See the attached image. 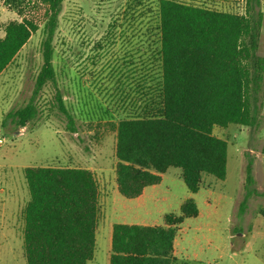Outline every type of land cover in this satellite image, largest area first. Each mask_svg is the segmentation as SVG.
<instances>
[{"label": "rangeland", "instance_id": "obj_1", "mask_svg": "<svg viewBox=\"0 0 264 264\" xmlns=\"http://www.w3.org/2000/svg\"><path fill=\"white\" fill-rule=\"evenodd\" d=\"M22 0H0V37L8 21L20 19ZM216 10L244 13L246 0H178ZM263 3V5H261ZM158 0H63L53 36L52 63L68 119L57 108L56 89L46 83L35 103L38 112L24 126L11 113L32 95L42 64L40 27L0 74V264H26L22 208L29 199L27 166H81L93 171L99 191L94 256L87 264H108L115 223L161 224L178 215L192 198L195 217L185 218L174 239L172 264H264V80L258 94L256 123L214 126L227 142L224 179L203 174L190 192L178 168L145 187L137 198L115 187L114 123L136 115L139 103L159 77ZM264 11V0L260 6ZM258 55L264 56V16ZM252 162L253 183L245 184ZM244 201V202H243ZM243 203V204H242Z\"/></svg>", "mask_w": 264, "mask_h": 264}, {"label": "trees", "instance_id": "obj_2", "mask_svg": "<svg viewBox=\"0 0 264 264\" xmlns=\"http://www.w3.org/2000/svg\"><path fill=\"white\" fill-rule=\"evenodd\" d=\"M63 0H22L20 19L8 21L0 37V74L40 27L42 64L28 102L11 115L20 126L38 112L35 98L46 83L56 89L57 108L68 119L57 88L53 36ZM260 0H246L244 13L220 11L178 0H158L159 77L139 103L136 115L114 123V174L117 192L139 197L169 168H178L190 192L203 174L224 179L227 142L214 126L256 123L258 94L264 80V56L258 55L263 12ZM264 154V144L262 147ZM29 199L22 208L26 264H87L94 256L99 191L93 171L81 166H27ZM253 183L252 162L245 184ZM244 202V201H243ZM243 204V203H242ZM179 214L161 224L115 223L108 264H172L179 224L198 214L190 197Z\"/></svg>", "mask_w": 264, "mask_h": 264}, {"label": "built area", "instance_id": "obj_3", "mask_svg": "<svg viewBox=\"0 0 264 264\" xmlns=\"http://www.w3.org/2000/svg\"><path fill=\"white\" fill-rule=\"evenodd\" d=\"M6 141L5 137L0 133V145Z\"/></svg>", "mask_w": 264, "mask_h": 264}, {"label": "crops", "instance_id": "obj_4", "mask_svg": "<svg viewBox=\"0 0 264 264\" xmlns=\"http://www.w3.org/2000/svg\"><path fill=\"white\" fill-rule=\"evenodd\" d=\"M261 5H263V3H261ZM220 11H229V12H232V11H230V10H220ZM261 11L263 12V16H264V11H263V7L261 6ZM144 190H145V188H144ZM143 190V191H144ZM142 194H143V192H142ZM141 224H144V223H141ZM152 225V224H151Z\"/></svg>", "mask_w": 264, "mask_h": 264}]
</instances>
